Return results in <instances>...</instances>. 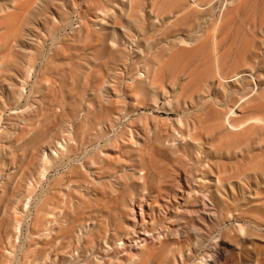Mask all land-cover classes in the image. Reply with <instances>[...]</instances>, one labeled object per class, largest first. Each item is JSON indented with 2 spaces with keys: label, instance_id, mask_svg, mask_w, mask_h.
<instances>
[{
  "label": "rangeland",
  "instance_id": "1",
  "mask_svg": "<svg viewBox=\"0 0 264 264\" xmlns=\"http://www.w3.org/2000/svg\"><path fill=\"white\" fill-rule=\"evenodd\" d=\"M129 2L0 0V264H127L142 232L128 208L158 193L171 203L146 216L149 249L199 225L190 264H264V129L222 127L228 107L264 118V0ZM194 127L202 147L180 141Z\"/></svg>",
  "mask_w": 264,
  "mask_h": 264
},
{
  "label": "bare ground",
  "instance_id": "2",
  "mask_svg": "<svg viewBox=\"0 0 264 264\" xmlns=\"http://www.w3.org/2000/svg\"><path fill=\"white\" fill-rule=\"evenodd\" d=\"M134 0H130L129 5L132 8ZM22 23V22H20ZM19 26V25H18ZM13 33V32H12ZM183 42V41H181ZM184 43V42H183ZM186 43V42H185ZM184 43V44H185ZM189 43V42H187ZM164 64V63H163ZM158 69V68H157ZM156 69V70H157ZM155 70V72H156ZM156 74V73H155ZM146 75L148 77H150L149 75V71L147 70ZM154 77V76H153ZM238 74L233 75L231 78L233 79H237ZM220 85L223 86V82L222 81H226V78H220ZM255 81V80H254ZM155 84V83H154ZM256 84V83H255ZM25 90V89H24ZM160 94L162 95H167L168 91L165 87L161 88ZM206 99V98H205ZM201 102H203V98L200 99ZM192 106H196L197 102H190ZM219 107V106H218ZM236 115H237V111L235 108L232 107H228V110L226 112L225 115V119L222 122V127H225L227 130L230 131V133L233 136H238V135H244L247 134L249 132H251L254 129H264V118L263 117H259V116H255V117H250L248 119H245L241 122L235 123L236 122ZM120 124V118L116 117L112 122H111V128H116V126ZM220 124V123H219ZM218 125V124H215ZM113 134V133H112ZM111 134V135H112ZM117 135V134H116ZM119 137H116L115 141L118 140ZM179 139V138H178ZM180 141H182L183 143H188V144H197L199 147L203 146L204 143V139L201 137H197L196 134V127H194L193 131L192 129H189L186 133H182L180 134ZM231 141V140H230ZM229 141V142H230ZM68 145V139L65 140V143H58V148L60 149H66V146ZM161 148V147H160ZM54 152V151H53ZM55 155H58L57 152H54ZM151 154V153H149ZM148 155V154H147ZM146 155V156H147ZM150 156V155H149ZM46 158V157H45ZM150 159V158H149ZM262 161V160H260ZM260 163V162H259ZM48 165H51V162L48 161ZM153 168V167H152ZM180 168V167H179ZM154 169V168H153ZM152 169V170H153ZM248 170H251L248 169ZM156 173V172H155ZM157 174V173H156ZM47 176V175H46ZM97 176V175H95ZM94 177V176H93ZM244 175L242 174H238L235 176L236 182H242ZM140 178L145 181L146 180V172L142 171L140 174ZM181 178V177H180ZM206 178V177H205ZM178 179V178H177ZM47 180V179H45ZM208 182L211 183H221V178L220 177H214L213 179H206ZM48 181V180H47ZM124 181V180H123ZM91 182V181H90ZM126 182V181H125ZM44 183V182H42ZM93 184V182H91ZM40 184V183H39ZM31 185V184H30ZM41 185V184H40ZM159 187V186H158ZM39 188V187H38ZM232 188V187H231ZM179 190L182 191V195L185 193V196L187 198H192L193 194H195V190L194 189H188L186 192L183 189L182 186H179ZM36 193V192H35ZM123 194V192H122ZM35 196V194H34ZM121 196V195H120ZM254 196V195H253ZM174 199H176L174 197ZM118 200V199H117ZM194 202L196 203V212L198 214H201L202 220L206 221L207 218L210 217V215L213 213L212 210H210L207 206V204L201 200H199L197 197H195ZM161 201H163L164 203H161ZM28 202V201H27ZM170 199L168 200H163V198H161V195L158 193V195L153 196L151 198V200L147 203L146 200L144 199H139L137 204H132L131 207L128 208V211L130 213H132V217L136 220V212H135V208L134 206H136L139 210V216H140V220L137 221V226L140 227L141 229V234H137V236L135 237H129L128 238V242L129 244L127 246H129V250L127 251V256L126 259L123 260V262H126L127 264H144L154 253V251H159V252H167L168 251V243L171 241V239H176V241L179 244V249L177 250V252L175 254L172 255V257L169 258V260L172 262V264H190L192 263L191 261H195V258L193 256H191L190 254H185V250H184V246L183 244L185 243L183 241V237H187L189 238H194L195 241L197 242V244L199 246L203 245L204 243V239H203V235L201 233V228L199 227V225H194L191 228L186 229L185 232H182L181 235H179L177 233V231L175 230H171L170 228L167 229L165 231V234L161 236V234H158V239L160 241V245L159 247H152L149 249V241L155 239V235L152 233L151 230H148L146 227V216H151L154 215L156 212V209L158 211H163V210H168L170 207ZM28 206V205H27ZM114 206V205H113ZM26 207V206H25ZM145 207L148 208L149 212L145 211ZM15 215L17 216L18 214L15 213ZM31 215V214H30ZM53 216V215H52ZM51 216V217H52ZM234 216V215H233ZM31 217V216H30ZM242 221V220H241ZM245 222V221H244ZM152 225V224H151ZM226 225V224H225ZM15 226V225H14ZM16 228V227H15ZM19 228V227H18ZM135 228V227H133ZM227 228V227H226ZM225 229V228H224ZM16 230V229H15ZM14 230V231H15ZM19 230V229H17ZM21 231V230H20ZM223 231V230H222ZM133 232H136V228L133 230ZM155 233V232H154ZM184 235V236H183ZM217 235V234H215ZM18 237V236H17ZM16 237V238H17ZM213 237H215L213 235ZM213 237H211L213 239ZM222 237V234L220 235V238ZM210 238V239H211ZM120 243H116V248L120 249L121 252L126 251L125 247L126 243L122 241V239L118 240ZM208 241V240H207ZM211 241V240H210ZM217 241V240H216ZM227 241V240H226ZM209 242V241H208ZM173 244V243H171ZM204 247V245H203ZM174 248V247H173ZM113 250V249H111ZM141 250H145V252L141 253ZM8 253V251H7ZM125 253V252H124ZM123 253V254H124ZM222 253V252H221ZM77 254V253H76ZM119 254V253H118ZM201 254V253H200ZM95 255V254H94ZM222 255V254H221ZM88 257V256H87ZM96 257V256H95ZM106 257V256H105ZM109 257V256H108ZM198 257V255H197ZM208 259L206 263L204 264H219V259H218V255H214L212 252L207 251L205 255H203V259ZM224 258V256L222 257V259ZM96 259V258H95ZM164 259V258H163ZM161 261V260H160ZM164 261V260H163ZM194 263V262H193ZM201 264V263H200ZM221 264V263H220Z\"/></svg>",
  "mask_w": 264,
  "mask_h": 264
}]
</instances>
